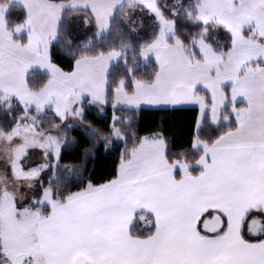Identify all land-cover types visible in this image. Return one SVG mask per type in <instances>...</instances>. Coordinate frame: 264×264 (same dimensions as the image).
<instances>
[{
  "label": "snow or ice",
  "instance_id": "1",
  "mask_svg": "<svg viewBox=\"0 0 264 264\" xmlns=\"http://www.w3.org/2000/svg\"><path fill=\"white\" fill-rule=\"evenodd\" d=\"M71 130L110 177L62 163ZM0 161V264H264V0H0Z\"/></svg>",
  "mask_w": 264,
  "mask_h": 264
},
{
  "label": "trees",
  "instance_id": "2",
  "mask_svg": "<svg viewBox=\"0 0 264 264\" xmlns=\"http://www.w3.org/2000/svg\"><path fill=\"white\" fill-rule=\"evenodd\" d=\"M187 27V26H186ZM92 30L86 33H80L74 26L70 33L71 46L79 49L91 37ZM53 60L66 71L71 69L73 60L68 51L61 45H55L53 48ZM39 81L44 79L39 73L34 77ZM94 117L96 113L92 114ZM111 110H108L110 117ZM195 113L192 111H172L169 109H149L144 108L135 119V127L139 135H147L156 131H164L165 134L174 141L176 146L183 145L187 142L192 130V121ZM97 123L104 125L106 120L97 117ZM71 135L76 137V143L67 147L63 151L62 163H83L87 169L84 176L92 175L94 180L108 178L114 172L116 153L105 152L102 145L97 147L94 154H90L88 159H83V150L88 143L87 139L79 130H71ZM62 172L66 169H61ZM47 180V175H45Z\"/></svg>",
  "mask_w": 264,
  "mask_h": 264
},
{
  "label": "rangeland",
  "instance_id": "3",
  "mask_svg": "<svg viewBox=\"0 0 264 264\" xmlns=\"http://www.w3.org/2000/svg\"><path fill=\"white\" fill-rule=\"evenodd\" d=\"M83 29H84V27H83L82 24H81V25H78V31H79L80 33H83ZM40 160H41V158H40L39 155H33V156L31 157L30 163L34 166L36 163H39ZM2 164H3V162L0 161V166H2Z\"/></svg>",
  "mask_w": 264,
  "mask_h": 264
},
{
  "label": "crops",
  "instance_id": "4",
  "mask_svg": "<svg viewBox=\"0 0 264 264\" xmlns=\"http://www.w3.org/2000/svg\"><path fill=\"white\" fill-rule=\"evenodd\" d=\"M76 27L78 28V25ZM83 27H84L83 33L89 32L91 30L89 27H85V26H83ZM149 109H159V108H149Z\"/></svg>",
  "mask_w": 264,
  "mask_h": 264
}]
</instances>
